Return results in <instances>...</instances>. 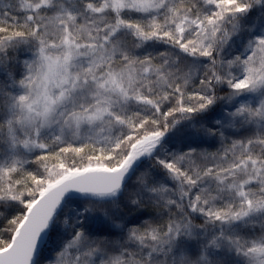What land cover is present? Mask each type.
I'll return each mask as SVG.
<instances>
[{
	"label": "snow or ice",
	"instance_id": "snow-or-ice-1",
	"mask_svg": "<svg viewBox=\"0 0 264 264\" xmlns=\"http://www.w3.org/2000/svg\"><path fill=\"white\" fill-rule=\"evenodd\" d=\"M0 264H264V0H0Z\"/></svg>",
	"mask_w": 264,
	"mask_h": 264
},
{
	"label": "trees",
	"instance_id": "trees-1",
	"mask_svg": "<svg viewBox=\"0 0 264 264\" xmlns=\"http://www.w3.org/2000/svg\"><path fill=\"white\" fill-rule=\"evenodd\" d=\"M208 150H209V151H214L215 149H214V148H209Z\"/></svg>",
	"mask_w": 264,
	"mask_h": 264
}]
</instances>
